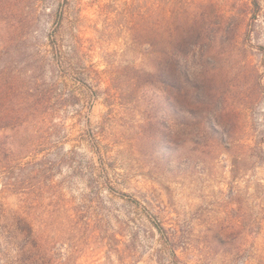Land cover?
<instances>
[{
    "label": "rangeland",
    "instance_id": "obj_1",
    "mask_svg": "<svg viewBox=\"0 0 264 264\" xmlns=\"http://www.w3.org/2000/svg\"><path fill=\"white\" fill-rule=\"evenodd\" d=\"M0 264H264V0H0Z\"/></svg>",
    "mask_w": 264,
    "mask_h": 264
}]
</instances>
